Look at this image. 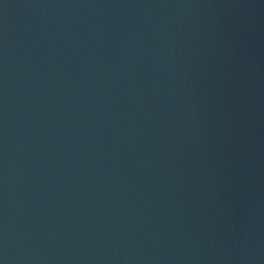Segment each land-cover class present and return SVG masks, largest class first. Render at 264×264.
I'll return each mask as SVG.
<instances>
[{"label": "water", "instance_id": "obj_1", "mask_svg": "<svg viewBox=\"0 0 264 264\" xmlns=\"http://www.w3.org/2000/svg\"><path fill=\"white\" fill-rule=\"evenodd\" d=\"M0 264H264V0H0Z\"/></svg>", "mask_w": 264, "mask_h": 264}]
</instances>
